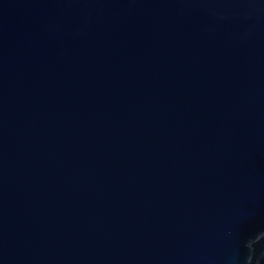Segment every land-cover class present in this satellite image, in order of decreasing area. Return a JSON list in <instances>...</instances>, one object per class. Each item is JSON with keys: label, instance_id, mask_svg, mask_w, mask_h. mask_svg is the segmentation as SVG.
<instances>
[{"label": "water", "instance_id": "95a60500", "mask_svg": "<svg viewBox=\"0 0 264 264\" xmlns=\"http://www.w3.org/2000/svg\"><path fill=\"white\" fill-rule=\"evenodd\" d=\"M264 237V0H0V264H250Z\"/></svg>", "mask_w": 264, "mask_h": 264}, {"label": "trees", "instance_id": "16d2710c", "mask_svg": "<svg viewBox=\"0 0 264 264\" xmlns=\"http://www.w3.org/2000/svg\"><path fill=\"white\" fill-rule=\"evenodd\" d=\"M252 260L250 264H264V237L252 244Z\"/></svg>", "mask_w": 264, "mask_h": 264}]
</instances>
